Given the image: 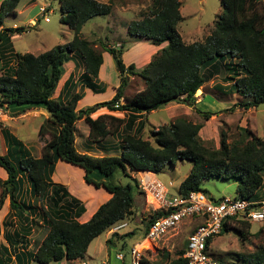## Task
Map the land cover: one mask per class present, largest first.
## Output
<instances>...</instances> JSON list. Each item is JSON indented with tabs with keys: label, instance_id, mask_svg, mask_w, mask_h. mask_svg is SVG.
<instances>
[{
	"label": "trees",
	"instance_id": "1",
	"mask_svg": "<svg viewBox=\"0 0 264 264\" xmlns=\"http://www.w3.org/2000/svg\"><path fill=\"white\" fill-rule=\"evenodd\" d=\"M20 2L21 0H1L0 26L6 17L17 15ZM59 2L63 12L60 21L73 31L72 40L39 54L14 53L16 67L12 72H5L0 76L1 105L23 106L22 110L44 105L50 113L49 119L41 125L39 131L41 138L46 137L39 158L27 156L24 144L7 129L3 130L6 141L12 140L11 146L20 151V155H17L19 167L7 159V155L0 154V165L8 174L6 180L0 178V209L5 197L9 195L12 211L21 222V229L16 230L13 236L6 237L10 245L21 244L22 248H27L28 236L33 231L31 221L33 224L37 223L35 212L39 211L37 206L16 197L15 192L23 179L20 170L28 176L34 194L49 201L45 209L42 208L48 219L47 234L36 252L30 254L31 261L41 264L85 258L94 239L111 230L114 225L126 222L125 220L133 225V229L130 233L121 235L124 240L122 247H125V237H131L140 229L138 224L142 222V210L138 215L139 205L134 197V187L131 183L113 181L118 170L134 179L145 203V195L139 188L138 179L131 173L146 170L159 172L166 164L175 165L180 160L192 161V169L179 186L178 192L182 196H187L192 191L206 193L202 182L218 177L239 181L237 197H257V191L264 185V138L251 131L247 140L239 142H227L223 132L221 147L215 148L208 146L200 136L203 127L201 123L179 117L153 132L155 145L141 135L124 134L121 136L122 153L102 157L79 152L75 133L77 121L81 118H85L91 128L89 139L93 143L117 132L123 119L113 115L91 117V113L101 107L146 113L173 102L196 107V92L220 75H224V81L229 82L232 89L243 97L242 101L226 108L227 111L233 112L237 107L256 109L264 104L263 0H221L222 10L210 34L202 41L191 43L183 39L177 28L182 20L180 0H152L150 10L142 19L132 21L128 31L137 39H147L158 45L167 42V45L143 69H138L133 63L128 66L125 64L122 57L124 44L118 48L98 40L97 46V41H90L83 35L85 23L97 16L111 13L112 3L98 0ZM26 29L28 28L24 26L3 28L0 30V44L5 34H22ZM103 50L113 56L121 77V85L111 100L77 110L82 93H74L68 101L52 97L64 72V64L75 54L80 56L84 64L85 71L80 77L83 87L96 92L101 90L102 84L98 82ZM130 76L140 77L145 82L144 89L134 96H127L125 93ZM70 80L71 77L65 85ZM123 98L125 102L121 104ZM197 109L206 120L216 115V112ZM59 160L83 168L87 183L97 188L103 187L112 194L111 199L102 204L87 222L77 220L85 209L81 201L51 178ZM97 174L99 179L96 178ZM163 213L162 210L151 211L144 236ZM230 222L241 225L231 226ZM229 228L236 229L242 241L255 235L251 233V222L248 220L228 218L224 222L222 233ZM118 233L120 232H114L112 237L120 235ZM110 241L111 239L108 240ZM1 250L0 264H5L11 260V254L3 246ZM185 250L186 248L180 251L170 264H185ZM18 256L20 258L19 253H16V258ZM236 257L240 264H264V243L258 244L253 252L237 253ZM149 263L144 256V264Z\"/></svg>",
	"mask_w": 264,
	"mask_h": 264
},
{
	"label": "rangeland",
	"instance_id": "2",
	"mask_svg": "<svg viewBox=\"0 0 264 264\" xmlns=\"http://www.w3.org/2000/svg\"><path fill=\"white\" fill-rule=\"evenodd\" d=\"M124 1L130 2L131 0H118L116 3L119 4ZM140 1H143L144 7L139 12L138 18L135 17L133 21L142 19L143 15L146 14L151 8L152 0ZM108 3L112 2L110 1ZM42 5H49V9H51L52 11L51 13L47 12L46 14L50 18L49 21H45V19L40 16V6ZM112 5L114 4L112 3ZM19 10H21V12L20 14H17L16 17L9 16L5 18L4 25L6 27H10L14 24H17L15 27L24 26L28 29H26V31L22 34L14 33V37H9L8 34H5L2 39L4 45H2L0 49L3 50L10 47L13 48L12 52L15 53L31 52L34 54H39L41 52L52 49L58 44H66L72 40L73 31L68 27V25L63 24L60 21L63 12L61 10L59 0H22ZM180 10L182 14V20L179 22L177 28L183 39L186 42L191 43L194 41H202L207 35L210 34L212 28L214 27V22L221 13L222 4L221 0H181ZM120 14H122L123 17H127L126 20L128 21L134 17L133 12L127 14H123L122 12ZM120 14L118 15L116 12L115 16H119L122 18V15L120 16ZM31 19L35 20V22L32 23ZM98 20L99 19L96 18L92 19L86 25L87 27L84 30L87 32V29L90 26L93 25L96 27L97 22L100 21L101 24L104 22L103 17L101 18V20ZM121 20L122 22L116 24V26L113 28V32L111 31V28H107V24H102L103 27H101V29L96 27L95 32L97 33L100 41L106 43L107 38H109L110 41L114 42L115 45H117L116 47L121 48L123 42L124 45H126L125 40L123 41L122 38H128L127 32L130 37H132L136 41H140L141 39H137L129 33L128 28L130 24L125 27L123 22L125 19L122 18ZM87 37L88 39L95 38V36L93 37L88 35ZM129 47L130 46H125V49H123V60L126 59L125 51L130 49ZM134 49L129 51V58L134 57ZM104 52L108 51L103 50V53ZM1 53H3V51H1ZM10 58L11 57H9V59ZM136 60L138 59L136 58ZM133 64L135 63L133 62ZM135 65H137V63ZM111 72L112 71H109L110 74ZM111 76L113 78V86L118 83V88L121 85V77L118 80L117 76L119 75H117L116 71H114V74H111ZM223 76L224 75H220L213 78L212 80L207 82L204 87L201 88V94L203 93V100H199L200 102L197 101L196 107H190L183 103H172L168 106L157 109L156 112L152 114H149L148 120H145V124L147 127L145 134H147L143 136L146 137V139H150V141L155 145L153 137L154 131L158 130L162 125H167L174 122L179 117H184L192 122L201 123L203 125L200 131V136L206 142V144L208 146L210 145L211 147H221V134L223 132L225 138L227 139V142L245 141L249 137L250 131L257 136L264 138V104L256 108V111L255 108L245 110L239 107H237L233 112L227 111L226 108H229L233 104L242 101L243 97L238 95V93L232 89V85L229 82L224 81ZM113 86L112 88H115ZM144 86L145 82L140 77L130 76L129 81L125 86V93L127 95L134 96L139 90H142ZM201 94H199L200 96L196 95L198 96V99L201 98ZM197 108L203 111L216 112V115H214L211 119L206 120L197 111ZM83 124L84 123H80V126ZM31 126L32 123L30 122L28 124V130H32ZM80 130L82 129L80 128ZM3 147V142L0 140L1 151L4 150ZM121 151V148H119L117 152H113V155H120ZM17 155H19V151H14L12 149L11 153L5 156L15 166H18ZM191 169V160H180L175 165L170 163L166 164L159 172L155 173L156 177L160 178L166 185H169L171 182L173 183V186L170 188L172 193L171 197H173L174 195H176V193H178L180 183ZM20 173L23 174V170H20ZM113 181L122 184L131 183L133 185L134 197L137 204L139 205V207H137L138 215H140V211L142 210V213L140 215V218H142V222L141 224H138L140 229H136V233H134L131 237H125V247H122L123 245L114 246V248L111 250L110 257L107 259L104 258V253L100 250L99 245V242L103 244L102 240L104 238V234L96 238V241L92 243L93 245L91 247V254L93 255V258L87 259L88 264H128V252L130 251L131 247L134 243L141 242L145 237L144 229L146 228V225L148 223V216L151 215V208H148L149 206L147 207L144 199L139 194V191L135 186V181L132 177L125 175L122 170H118L113 176ZM238 182L239 181L237 179L233 178L223 179L213 177L204 180L202 182V187L206 190V195L208 198L213 197L214 199H221L224 196H236ZM256 194L257 196H264V185L257 191ZM259 196L257 198H259ZM38 198L41 197L38 196ZM41 199H38L36 201V206L39 208L40 213L43 215L41 217V220H44L45 223L48 224V219L44 216V210L42 208L45 209V206L49 203V201H42ZM200 223L201 220L197 217L187 218L182 221V223L176 230L158 240L155 245L147 247L148 244H146L145 246L147 250L145 248L144 252L146 259L150 262L149 264H170L171 260L177 258L179 252L186 248L188 236ZM229 224L232 226L236 223L230 222ZM236 225H241V223H237ZM128 226L129 229L124 228L119 232L122 233L125 231H129L131 227L133 228V225L130 222ZM260 228L263 230H261ZM260 231L261 233H259ZM251 233H256L257 235H252L248 240L242 241L238 231L234 228H229L226 232H223L221 235L216 236L212 239V242H215L211 250L209 251V254L213 258L223 259L229 264H235L234 261H236L237 264H240V261H238L236 257L237 253L246 254L253 252L258 244L264 243V227L254 222L252 223ZM114 237V240H116V242L123 239L121 235H116ZM151 247L155 248L157 251L154 252L150 250L149 248ZM117 252H122L123 254H125L126 257L123 262L116 259ZM33 264L41 263L35 261ZM47 264L59 263L53 261ZM69 264L76 263L70 262Z\"/></svg>",
	"mask_w": 264,
	"mask_h": 264
},
{
	"label": "crops",
	"instance_id": "3",
	"mask_svg": "<svg viewBox=\"0 0 264 264\" xmlns=\"http://www.w3.org/2000/svg\"><path fill=\"white\" fill-rule=\"evenodd\" d=\"M98 1L103 2V3H108L111 1L114 4L111 13L105 16L95 17L96 19H99V20H101V18L103 17L104 22L102 24L104 25L107 24L108 25L107 28L108 29L111 28L112 32L116 24L122 22L121 20L122 18L125 19L123 21L124 26L125 27L128 26V24H130V22L133 21L135 17L138 18L139 12L144 7L143 1H140V0L138 1L131 0L130 2L124 1L119 4L116 3L118 0L117 1L116 0L115 1L114 0H98ZM0 4H1V0H0ZM19 7H20V4L17 9V12H18L17 14H20L21 12V10H19ZM116 12L118 15L122 12L123 14L133 12L134 17L128 21L126 20L127 17H123L122 14H120V16L122 15V18L119 16L118 17L115 16ZM10 16L16 17L17 15H10ZM91 20L92 19H90L89 21L85 23V25L83 26L82 32L85 38L87 39H88L87 35L93 36V37L95 36V38L88 39V40L94 41V42L97 41L96 45L99 46L98 40L100 39L97 33L95 32V29L96 27L101 29V27L103 26L101 22L98 20L99 22L96 23V27L92 25L87 29V32H86L84 29H86L87 27L86 25ZM31 22L34 23L35 20L31 19ZM4 24L5 23H3L0 26V30L8 27V26L6 27ZM16 25L17 24H14L10 27H15ZM8 36L14 37L13 34L12 35L8 34ZM127 36L128 38H122V40L123 41L125 40L126 42L125 46H130L129 47L130 49L125 51L126 59L124 60V62L127 66L132 64L133 62L135 64L137 63L136 67L138 69H143L152 60L153 56L157 54L164 46L167 45V42H164L158 45L146 39H141L140 41H136L135 39L130 37V35H128V32H127ZM106 43L109 46H117L115 45L114 42L110 41L109 38H107ZM122 44H124V42ZM2 45H4L3 42L0 44V47H2ZM133 49L135 50V55L134 57L129 58L128 57L129 51ZM1 51H3V53H1ZM12 51H13V48H10V47L7 49H3V50L0 49V76L5 72H12V70L16 67V59L14 57V54H12L15 52H12ZM9 57L11 58L9 59ZM112 57L113 56L108 52L103 53V64L101 65L100 70H99V82H98L99 84H102L103 88H101V90L96 92V91H93L91 88L83 87V83L80 81V77L85 71L83 61L80 58V56H78L77 54L72 55L70 60L64 64V72L60 80L57 83V86L55 88V91L52 97L55 99L68 101L74 93H79V92L82 93L83 96L81 99H79L77 103V110L86 109L98 103L111 100L116 94L117 86H118V83L113 86V78L111 74L113 75L114 71H116L117 75H119L117 76L118 80L120 78V73L117 70L115 61ZM136 58L138 60H136ZM109 71H112L111 74L109 73ZM70 77H71V80L68 82L67 85H65L67 80ZM112 86L115 88H112ZM202 94H201V98L199 99L197 98L198 102L203 100ZM238 95L240 94L238 93ZM127 96H130V95H127ZM124 102H125V99L123 98L121 100V104H123ZM170 104L172 103H169L165 106H168ZM3 106L6 107L5 108L6 115L0 120V140L3 142L4 150L3 151L0 150V154L8 155L11 153L12 149L14 151L18 150L14 146H11L12 140L11 141L8 140V142L6 141L3 130L7 129L11 133V135H13L16 139H18L24 144V151L27 156H32L34 158L41 157L42 149H43V146L45 145L46 137H44V139L41 138L39 131H40L41 125L45 123L49 119V116H50V113L48 112L46 107L44 105H35V106L27 107L26 109L22 110L23 106H16V105L9 106L8 104H3ZM154 112H156V110L146 113V112L122 111L118 109L111 110L107 107H101L97 109L96 111L92 112L91 117L97 118L101 115H113V116H116L124 120L121 127L119 128L117 132L109 134L104 140L97 142V143H93L89 139L91 128L89 124L85 121V118H81L77 121V124H76L77 126L76 133H75L76 148L79 152L88 153V154L98 156V157H102L106 155H113V152H117L119 148L123 150V142L121 140L122 135L131 134V135H141L142 137H144L147 134V133L145 134L146 128H147L145 124V120L146 119L148 120L149 114H152ZM30 122L32 123V126H31L32 130H28V124ZM80 123H84V124L80 126ZM80 128L82 130H80ZM51 129L54 130L53 127H51ZM19 155H20V151H19ZM131 174L133 176V173ZM21 176L23 177V179L19 185V189L15 192L16 197L19 200H22L27 203H32L33 205L36 206V201L38 199L40 200L41 198H38V196L34 194L32 190V184L30 180L28 179V176L26 174H21ZM0 178L3 180H6L8 178L7 171L1 165H0ZM51 178L54 183L65 186L68 189L69 193L73 197L81 201V203L84 205L85 207L84 211L77 218V220L82 223L89 221L93 217V215L96 213V211L99 209V207L105 202H107L108 200H110L112 197V194L109 193L103 187L97 188L94 185L87 183L85 180V170L83 168L67 163L63 160H59L57 162L55 166V170ZM96 178L97 179L100 178L98 174L96 175ZM257 197L252 198V199L256 201H264V196H259V198ZM211 198L213 200H219V199H214L213 197ZM41 200L47 201L46 198H42ZM148 206L149 205H147V207ZM148 208H150V206ZM35 216H36L37 223L33 224L31 221V225H33V231L28 236L27 248L26 249L22 248L21 244L10 245L6 237L7 235L13 236V233L16 230L21 229V222L14 215L12 211L10 196L8 195L5 197L3 206L0 209V252L2 251L1 247L3 246L4 248H7L9 250L8 254L9 253L11 254V260L7 261L5 264H33L35 262V260L31 261L30 254L33 252H36L38 246H40L45 235L47 234L48 226H49L47 223H45L44 220H41L40 210L39 211L36 210ZM31 219H32V216H31ZM199 219L201 220V218ZM125 221L127 223L129 222L127 220ZM126 228L129 229V226L125 227V229ZM251 228H252V223H251ZM132 229L133 228L131 227L129 231H125L122 233L120 232V235H124L125 233L131 232ZM103 234H104V238L102 240L103 244L99 242V245H100V250L104 253L103 255L104 258L107 259L110 257L111 250L114 248V246L116 245L122 246L124 240L121 239L116 242V240H114L115 237H112L110 230L106 231ZM252 234H256V233H252ZM17 238L18 237H14V239H17ZM109 239H111L110 242H108ZM95 241L96 240L94 239L92 243H94ZM214 242L215 241L212 242L211 240V242L208 244L209 251L211 250ZM92 243L89 246V249H88V252L85 258L75 260V261L62 260V261H58L57 263L69 264L70 262L71 263L75 262L76 264H78L79 261H84L86 264H88L87 259L93 258V255L91 254L92 252L91 247L93 245ZM149 249L154 252L157 251L155 248H152V247ZM16 253H19L20 258L19 256L18 258H16ZM119 253L120 252L116 253V259L123 262L124 260H121L117 257ZM129 263H130V255H129Z\"/></svg>",
	"mask_w": 264,
	"mask_h": 264
},
{
	"label": "built area",
	"instance_id": "4",
	"mask_svg": "<svg viewBox=\"0 0 264 264\" xmlns=\"http://www.w3.org/2000/svg\"><path fill=\"white\" fill-rule=\"evenodd\" d=\"M49 5L40 6V16L49 21L46 15L51 13ZM119 103L116 104L118 107ZM6 107L0 104V120L6 115ZM138 179L139 188L144 193L146 204L151 210H162L164 213L150 226L143 241L135 243L130 251L129 264H144L145 248L155 243L176 230L183 220L187 218H201V223L190 233L187 239L186 250L183 257L185 264H229L215 259L209 254L208 242L222 234L225 220L231 217L256 222L264 227V201L252 198L224 196L219 200L208 198L206 193L192 191L187 196L179 192L171 197L173 183L166 185L156 173L151 170L132 172ZM128 226L127 222L114 225L111 233L120 231ZM117 257L124 260V254ZM78 264H86L79 261Z\"/></svg>",
	"mask_w": 264,
	"mask_h": 264
},
{
	"label": "bare ground",
	"instance_id": "5",
	"mask_svg": "<svg viewBox=\"0 0 264 264\" xmlns=\"http://www.w3.org/2000/svg\"><path fill=\"white\" fill-rule=\"evenodd\" d=\"M201 94V89H199L197 92H196V95H199Z\"/></svg>",
	"mask_w": 264,
	"mask_h": 264
}]
</instances>
